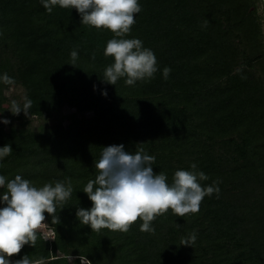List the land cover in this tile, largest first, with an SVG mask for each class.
I'll return each mask as SVG.
<instances>
[{
  "label": "trees",
  "instance_id": "trees-1",
  "mask_svg": "<svg viewBox=\"0 0 264 264\" xmlns=\"http://www.w3.org/2000/svg\"><path fill=\"white\" fill-rule=\"evenodd\" d=\"M141 11L125 39L138 38L157 58L151 80L126 85L103 81L114 63L105 57L109 30L81 23L79 12L59 5L48 13L41 0H0V160L6 183L21 175L37 188L70 180L72 193L49 240L37 230L24 245L42 264H264V34L262 0H138ZM205 21H208L205 26ZM78 53L76 66L71 52ZM95 53V59L92 54ZM165 67L171 69L167 79ZM20 86L31 106L13 115L6 89ZM106 93V95H105ZM11 105V104H10ZM68 106L74 111L64 113ZM35 120H38L35 123ZM123 144L155 157L153 170L169 184L177 170L204 172L202 187L219 181L197 213L169 209L152 221L155 232L93 231L76 216L90 209L83 191L97 175L103 148ZM6 186L0 188V196ZM1 203V208L4 207ZM195 234L193 245H180ZM73 256V259L69 257Z\"/></svg>",
  "mask_w": 264,
  "mask_h": 264
},
{
  "label": "clouds",
  "instance_id": "clouds-1",
  "mask_svg": "<svg viewBox=\"0 0 264 264\" xmlns=\"http://www.w3.org/2000/svg\"><path fill=\"white\" fill-rule=\"evenodd\" d=\"M43 7L50 14L53 8H75L81 23L94 26L97 30H111L115 37L107 42L104 49L105 57H113L114 63L106 67L103 81L116 85L120 78H125L126 85L134 86L137 81L151 80L157 72V58L151 49L145 48L138 38L125 39L135 24L134 14L139 13L141 5L138 0H41ZM208 21H205V26ZM77 51L71 52V62L76 66ZM95 59V53L92 54ZM171 69L165 67L163 76L167 79ZM0 82L13 85L14 78L7 73L0 77ZM106 95V93H105ZM31 100L21 105L12 101L9 110L13 115L23 111L26 115L31 106ZM4 124L10 123L3 118ZM11 144L0 147V160L11 155ZM155 157L143 149L135 153L125 151L123 144L103 148L101 158L95 161L97 175L89 180L83 191L92 201L90 209L78 208L76 216L81 224L90 225L93 231L102 228L112 231L128 232L130 226L138 218L143 223L140 230L155 232L152 221L169 209L178 217L189 213H197L205 196L216 193L219 197V181L213 185L202 187L199 181L209 177L202 171H197V165L191 164V171L177 170L171 184L163 172L155 173L153 165ZM6 186V191L0 196V264H12L10 257L19 254L26 244L35 246L37 230L49 229L44 223L45 212L52 216V223H57V206L61 209L70 198L73 191L70 180L57 181L55 185L45 184L41 188L32 186L28 179L16 175L7 181L0 175V188ZM53 231L52 229H49ZM196 236L192 234L182 239L180 245H193ZM82 264L91 261L80 257ZM15 264H42L41 261H31L28 255L17 260Z\"/></svg>",
  "mask_w": 264,
  "mask_h": 264
},
{
  "label": "rangeland",
  "instance_id": "rangeland-1",
  "mask_svg": "<svg viewBox=\"0 0 264 264\" xmlns=\"http://www.w3.org/2000/svg\"><path fill=\"white\" fill-rule=\"evenodd\" d=\"M258 14L263 18V22H262V28H263V34H264V0H262V2L259 3V8H258ZM6 94L7 96H9V100H10V103L8 104H5V107L9 108L11 107L10 104H12V101H17V102H20L23 98H24V90L22 87L20 86H17V85H14V86H10L9 88L6 89ZM74 110L68 106H66L64 109H63V112L64 113H71L73 112ZM3 118L2 116H0V122L3 121ZM38 120H35V123H37ZM43 230V234H45V237L47 238L48 235L50 234V230L49 229H42ZM50 231V232H49ZM74 257L71 256L70 259H73Z\"/></svg>",
  "mask_w": 264,
  "mask_h": 264
},
{
  "label": "built area",
  "instance_id": "built-area-1",
  "mask_svg": "<svg viewBox=\"0 0 264 264\" xmlns=\"http://www.w3.org/2000/svg\"><path fill=\"white\" fill-rule=\"evenodd\" d=\"M0 208H1V203H0ZM49 232H50V231H49ZM54 237H55V235H54V231H51L50 234L48 235L47 239L52 240V239H54ZM69 258H71V256H70ZM9 259H10V261L12 262V264H15V261H14L15 259H14L13 256L10 257Z\"/></svg>",
  "mask_w": 264,
  "mask_h": 264
}]
</instances>
